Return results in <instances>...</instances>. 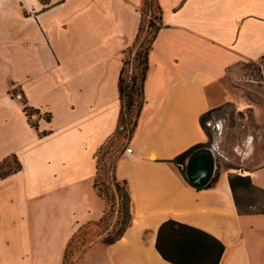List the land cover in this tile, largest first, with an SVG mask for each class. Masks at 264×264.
Masks as SVG:
<instances>
[{"label": "crops", "instance_id": "crops-1", "mask_svg": "<svg viewBox=\"0 0 264 264\" xmlns=\"http://www.w3.org/2000/svg\"><path fill=\"white\" fill-rule=\"evenodd\" d=\"M143 4L0 0V165H19L0 176V264H65L77 233L104 216L97 155L118 131L119 78ZM158 4L162 27L149 52L132 152L114 168L127 182L132 222L112 244L103 242L109 229L99 233L73 264H173L156 249L170 219L223 242L219 264H264V213L239 210L229 183L237 168L198 189L171 162L209 141L200 118L233 100L229 70L264 57V0ZM28 111L37 114L35 125ZM257 112L262 140L264 108ZM247 141L244 158L259 162L243 175L264 189V152L253 134Z\"/></svg>", "mask_w": 264, "mask_h": 264}, {"label": "rangeland", "instance_id": "rangeland-1", "mask_svg": "<svg viewBox=\"0 0 264 264\" xmlns=\"http://www.w3.org/2000/svg\"><path fill=\"white\" fill-rule=\"evenodd\" d=\"M142 11L145 15V31L141 41L147 33L149 20L153 19L156 23H159L160 17L156 0H145ZM137 50L138 46L133 48L131 52L127 51L125 53V59L129 60L127 65V73L129 75L136 69L134 59ZM224 83L232 93L233 100L217 107L205 122L209 136L206 146H210L215 153V174L218 175V178L221 172L230 167L237 168L232 173L245 176L242 168L259 162L256 157L255 159L253 157L250 159L244 158V149L248 146L247 140L250 134H253L257 140V149L264 152V139L261 140L256 131L259 125L257 108H264V57L255 61H240L229 70ZM28 116L35 125L38 118L37 114L33 111H28ZM130 127L127 126L126 130L117 132L97 155L100 174L99 184L106 194L104 198L107 202V215L101 222L88 225L77 233L73 242L69 245L65 264H73L77 254L82 252L89 241L96 238L99 233L109 229L112 234H115L117 228L122 226L121 222L127 220L125 209L121 210L122 213L118 211L120 204L122 207H126V200L118 195L115 198L112 197L116 191L112 175L117 158L127 149L126 147L131 137ZM245 137L247 138L246 140L243 139ZM238 145H241V148L238 149ZM11 163L9 169L3 164V171L9 172L18 168L19 165L15 160L12 159ZM238 198L241 212H264V191L259 188L248 189L239 187ZM112 209L114 211H111Z\"/></svg>", "mask_w": 264, "mask_h": 264}, {"label": "trees", "instance_id": "trees-1", "mask_svg": "<svg viewBox=\"0 0 264 264\" xmlns=\"http://www.w3.org/2000/svg\"><path fill=\"white\" fill-rule=\"evenodd\" d=\"M156 2L160 12L159 23H156L153 19H150L147 25V33L145 34V38L141 41V37L145 31V15L142 11V21L139 33L137 34L133 45L127 49V51L131 52L133 48L138 46V50L134 59L136 62V69L130 75L127 73V65L129 64V60L124 59V66L119 78V90L120 98L122 101V110L119 119V127L117 131L118 133L122 130H126L127 126H131L129 132L132 136L138 124V120L145 102L144 83L149 67V52L159 30L162 27L161 10L158 4V0H156ZM215 109L207 111L200 118L202 127L207 134L208 132L205 122L212 115ZM205 146L206 143L196 144L171 160V162L177 164L181 168L183 176L188 182L189 180L184 172L187 159L194 151ZM2 166L3 164L0 165V176L5 177L11 172V170L9 172L3 171ZM99 178L100 174L98 171V175L95 180V188L98 190L99 195L104 198L106 194L100 188ZM112 180L114 188L116 190L113 193L112 197L115 198V196L118 195L122 199L126 200V207L124 208L120 204L118 211L120 212L122 209H125L127 220L121 222L122 226L120 228H117V232L115 234H112L110 231L107 232L103 239V242L105 244H112L116 242L124 234L125 230L132 222L131 196L126 187L127 182L118 181L114 175V170ZM217 181L218 175L215 174L206 188L214 186ZM229 183L234 194L236 204L240 211L241 205L238 198L239 187L248 189L259 188L260 190L264 191L263 188H260L254 184L251 176L249 175L242 176L239 174L230 173ZM111 211L114 210L112 209ZM106 215L107 211L99 222H101L106 217ZM156 249L165 260L173 264H219L225 251V245L219 239L202 229L170 219L163 222L159 228L156 241Z\"/></svg>", "mask_w": 264, "mask_h": 264}, {"label": "water", "instance_id": "water-1", "mask_svg": "<svg viewBox=\"0 0 264 264\" xmlns=\"http://www.w3.org/2000/svg\"><path fill=\"white\" fill-rule=\"evenodd\" d=\"M216 157L210 146L194 151L186 162L185 174L192 186L203 189L215 175Z\"/></svg>", "mask_w": 264, "mask_h": 264}, {"label": "built area", "instance_id": "built-area-1", "mask_svg": "<svg viewBox=\"0 0 264 264\" xmlns=\"http://www.w3.org/2000/svg\"><path fill=\"white\" fill-rule=\"evenodd\" d=\"M126 152H132V148L127 147Z\"/></svg>", "mask_w": 264, "mask_h": 264}]
</instances>
